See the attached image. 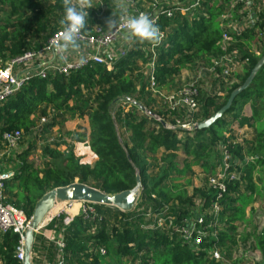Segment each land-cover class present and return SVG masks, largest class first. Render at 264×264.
<instances>
[{
	"label": "trees",
	"instance_id": "1",
	"mask_svg": "<svg viewBox=\"0 0 264 264\" xmlns=\"http://www.w3.org/2000/svg\"><path fill=\"white\" fill-rule=\"evenodd\" d=\"M101 1L105 17L115 6L112 0ZM216 4L204 3L206 13L199 10L193 17L179 13L169 19L161 17L158 27L165 40L157 50L152 71L157 92L176 90L177 77L183 70L199 63L209 65L222 55L223 31L218 22L222 7ZM64 7V0H0V60L6 62L42 49L64 26ZM89 9L85 26H104L105 19L95 17L94 8ZM85 26L83 32L89 30ZM133 41L112 69L88 65L67 77L54 74L40 79L32 75L12 97L0 102V136L20 131L23 145L24 135H33L11 160L13 176L3 185L6 202L22 210L29 220L37 202L55 188L82 183L113 195L132 189L139 174L142 189L131 212L93 205L91 217L77 215L67 226L64 213L52 219L47 227L63 230L68 264H108L110 260L113 264H216L202 248L193 249L177 235L143 230L147 220L141 210L155 214L168 208V214L181 217L195 208L197 200L207 209L217 199L221 225L218 240L205 241L203 248L217 245L224 259L230 260L242 243L264 257V225L259 232L253 228L244 240H239L237 232V224L251 223L255 202L264 201V65L213 125L200 130L181 129L176 121L189 122L184 111H168L148 83L149 41ZM232 48L246 62L226 80L219 72L211 77L209 89L200 91L195 123L219 111L264 56V12L253 28L234 36L228 50ZM41 118H48V122L37 131ZM85 118L88 132L83 128L65 131V122ZM52 128L59 136L41 142L40 136ZM64 135L70 143H86L96 156L94 163H80L70 144L69 149L61 150L67 144ZM221 146L232 156L238 178L226 182L225 191L216 198L208 178L216 174ZM214 156L217 163L212 161ZM196 169L204 179L194 187ZM17 245L16 234L0 233V264H22L15 256ZM98 246L106 253L103 258L93 252ZM41 255L54 262L55 244L34 234L31 263L37 264Z\"/></svg>",
	"mask_w": 264,
	"mask_h": 264
},
{
	"label": "built area",
	"instance_id": "2",
	"mask_svg": "<svg viewBox=\"0 0 264 264\" xmlns=\"http://www.w3.org/2000/svg\"><path fill=\"white\" fill-rule=\"evenodd\" d=\"M92 1L91 3L95 4L94 16L97 18L103 17L106 9L103 2L101 0ZM215 1H217V7H222L218 22L223 31V40L220 43L223 53L213 60L211 64L206 65V70L211 77H216L219 72L220 78L226 80L246 62V59L240 60L239 53L235 48L228 50V46L234 41V36H238L246 28L255 26L259 19V14L264 12V0H112V3L122 4L116 23L111 27L106 24L104 26L95 24L92 27L86 25L85 28L89 30L83 32L80 29L75 38L76 46L67 49H80L81 57L71 59L65 57L64 52L60 51L59 46L62 43L63 26L48 39L42 49L28 51L21 57L10 59L2 67L0 66V102L12 97L20 89L26 78L32 75H36L40 79H45L49 75L54 74L67 77L72 71L81 70L88 65L112 69L113 63L123 57L126 49L131 47L134 42V39L126 34L125 17L144 13L158 26L161 17L169 19L172 18L174 13H179L183 17H193L200 10L204 14L206 12L202 5L205 3L207 6H212ZM91 3L90 5L92 6ZM103 18L105 19V17ZM160 33V42L158 44L149 42L147 47L149 56L148 69L151 70L148 83L159 102L168 111H175L178 108L184 111L185 121L189 122L183 123L178 120L176 121L177 127L187 130L194 129L195 124H197L194 122V116L199 109L198 99L201 82L199 75L192 77L185 85L172 92L164 93L155 90L152 71L158 54L157 50L165 40L164 33L162 31ZM18 67H20V71H18ZM156 120L161 121V118L157 117ZM47 122L48 118H41L35 130H40ZM165 128L175 129L171 125H165ZM22 140L23 133L20 131L4 132L0 136V233L11 232L18 236L15 256L21 263L24 258L25 231L29 220L22 210L16 209L6 202V198L3 195V185L5 180L13 176V172L6 170L3 165H6L14 158V155L19 151V145H21ZM218 153L220 160L216 174L208 178V185L215 190L216 198H220L225 191L226 182L238 178V174L233 171L235 162L230 153L223 146L218 148ZM77 206L74 216L65 218L64 226H67L77 215H83L88 218L95 212L91 204L77 203ZM203 206V203L197 200L195 208L181 217L168 214V208L155 214L141 210V215L147 220V223L142 226L143 230L177 235L183 243L188 244L193 249L202 248L216 264H225L227 260L224 259L217 245L209 249L203 248L205 241L211 238L218 240V234L221 229L218 199L212 201L207 209H204ZM74 207L75 203H65L57 214L35 232V234H40L45 240L55 244L56 256L54 264H68V257H66L63 241V230L56 231L52 228L48 229L47 226L53 218H58L65 210ZM263 225L264 221L260 226H257V232L262 229ZM46 228L48 234L42 233L41 230ZM95 248H93V252L99 258H103L106 254L104 249L99 246ZM256 264H264V261Z\"/></svg>",
	"mask_w": 264,
	"mask_h": 264
},
{
	"label": "water",
	"instance_id": "3",
	"mask_svg": "<svg viewBox=\"0 0 264 264\" xmlns=\"http://www.w3.org/2000/svg\"><path fill=\"white\" fill-rule=\"evenodd\" d=\"M263 65L264 56L258 60L245 81L231 92L226 104L208 119L195 124L194 129H205L213 125L231 107L233 100L248 88ZM138 107L140 110L145 112V108L143 106L138 105ZM162 125L165 126L164 123H162ZM141 189V180L139 174H136V185L132 189L113 195L105 194L82 183H72L68 186L55 188L49 191L37 202L33 214L29 219L27 229L25 231L24 258L22 264H32L31 253L34 242V234L44 224V219L49 215L50 210L56 204L83 203L103 205L116 208L121 212H131L139 201Z\"/></svg>",
	"mask_w": 264,
	"mask_h": 264
},
{
	"label": "rangeland",
	"instance_id": "4",
	"mask_svg": "<svg viewBox=\"0 0 264 264\" xmlns=\"http://www.w3.org/2000/svg\"><path fill=\"white\" fill-rule=\"evenodd\" d=\"M93 2L92 0H89V8H93L91 7L90 3ZM87 10H90V9ZM110 16L106 15L105 19L106 21L104 23H106L109 27H111L112 25H114L116 23L115 22H110ZM110 22V23H107ZM106 26V25H105ZM4 61L0 62V66L2 67L4 65ZM207 64L205 63H199L197 64L195 67H193L191 70H183L179 76L177 77V89L180 88L181 86L185 85L192 77L199 75L201 82H200V91L202 90V93L205 90H208L210 87V80H211V76L208 74L206 68ZM18 71H20V67H18ZM201 93V92H200ZM116 106V105H115ZM246 113L249 114V110L246 109L245 111ZM87 118L83 119V120H77L78 123H80L81 125L87 126ZM68 123H74L75 121H67ZM70 125V124H67ZM74 126V125H73ZM235 129H237V127H234ZM65 129V126H64ZM241 134V131H239ZM59 136V132L55 129L52 128L51 130H49L48 134L46 132V134H43L40 136V141L42 142L44 139L45 140H52V139H56ZM33 138V135H24V143L23 145H19V151H22L24 149V147L26 146V144H28L31 139ZM63 140L67 143L65 146H62L61 150H66L69 149V144L73 151V153L75 154V157L80 159V163L82 164H88V165H92L94 163V161L96 160V156L87 148L86 143H70L68 140V137L66 135L63 136ZM37 147V155L39 154V143L36 145ZM82 149H87L89 150L91 153H88ZM82 150V151H81ZM18 151V152H19ZM215 159V160H214ZM212 161H214V163H217L218 159L215 158V156L212 158ZM11 163H13V161H10L8 164L10 165ZM37 163H38V159H37ZM12 165V164H11ZM13 166V165H12ZM12 166H11V171L12 170ZM197 173L193 178V186L197 187L200 184L203 183V179L204 177L202 175L199 174V171L196 169ZM261 177L263 176V180H264V172L261 173ZM191 192V189L189 190ZM250 213V212H249ZM66 215V214H65ZM73 214H68L66 215V218L68 217H72ZM264 221V201L263 200H257L255 202V204L253 205V214H252V221L251 223H244V224H237L238 228H237V232L238 235L240 236L239 240H244L246 237H250V234L253 232V228H256V230L258 231V227L262 224V222ZM248 242L250 244H252V240L251 238L248 240ZM233 257L230 260H227V263L225 264H256L258 262H262L264 261V257L261 256L256 250H249L246 249L245 247H243V244L240 243L239 244V249L237 251H234L233 253ZM114 260H110L107 261L108 264H113ZM106 262V260H105Z\"/></svg>",
	"mask_w": 264,
	"mask_h": 264
},
{
	"label": "clouds",
	"instance_id": "5",
	"mask_svg": "<svg viewBox=\"0 0 264 264\" xmlns=\"http://www.w3.org/2000/svg\"><path fill=\"white\" fill-rule=\"evenodd\" d=\"M64 15L61 23L64 25L60 51L64 52L76 46V34L85 26L89 0H64ZM127 36L140 41L158 44L161 33L153 20L144 13L125 17ZM110 23V22H109Z\"/></svg>",
	"mask_w": 264,
	"mask_h": 264
},
{
	"label": "crops",
	"instance_id": "6",
	"mask_svg": "<svg viewBox=\"0 0 264 264\" xmlns=\"http://www.w3.org/2000/svg\"><path fill=\"white\" fill-rule=\"evenodd\" d=\"M91 4H92L91 7L95 8V4H93V3H91ZM112 5H114L115 7L111 8L109 10L107 9L108 10L107 15L110 16L109 18L111 19L110 20L111 23L117 21V16H118V14L120 13V11L122 9V4H120V3H112ZM105 21H106V19H105ZM107 23H109V22H107ZM64 56L65 57H69L71 59H77V58L81 57V50L78 49V48L76 50H66V51H64ZM245 114L248 115V113H246V112H245ZM67 124H70V125H67ZM64 126H65V131H67V132H74L77 128H83L87 132L89 131L88 121H87V126L81 125L80 123L77 122V120L74 123L65 122ZM87 148L89 149L88 146H87ZM8 163H6V165H3V167H5L6 170H11V166L13 165V163H11L12 165L11 164L9 165ZM262 172H264V169H262ZM257 178L259 179V174L257 175ZM262 179H263V176H262ZM74 210H75L74 208L69 209V210H65L64 214H66V215L73 214V216H74V214L76 213V211L74 212ZM248 216H249V214H247V217ZM41 232L45 233V234H48L47 228L45 230H41ZM53 263H54L53 261L51 262L47 258H44L43 255H41L40 260H38V262H37V264H53Z\"/></svg>",
	"mask_w": 264,
	"mask_h": 264
},
{
	"label": "bare ground",
	"instance_id": "7",
	"mask_svg": "<svg viewBox=\"0 0 264 264\" xmlns=\"http://www.w3.org/2000/svg\"><path fill=\"white\" fill-rule=\"evenodd\" d=\"M63 206H64V203H58V204H56L51 210H50V212H49V215L44 219V224L46 223V222H48L55 214H57L62 208H63ZM77 203H75V207H74V212L76 211V209H77ZM43 224V225H44Z\"/></svg>",
	"mask_w": 264,
	"mask_h": 264
}]
</instances>
